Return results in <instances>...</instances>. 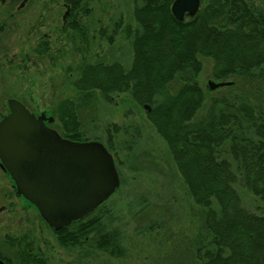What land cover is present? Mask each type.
<instances>
[{"label":"trees","instance_id":"obj_1","mask_svg":"<svg viewBox=\"0 0 264 264\" xmlns=\"http://www.w3.org/2000/svg\"><path fill=\"white\" fill-rule=\"evenodd\" d=\"M173 1L134 0L135 24L124 27L132 47L130 66L84 62L72 86L81 93L80 105L98 90L108 100L113 92H128L138 105L150 106L146 117L198 207L190 264H264V207L249 210L238 190L264 202V9L250 0H200L194 16L177 20ZM64 2L73 14L82 0ZM122 23L118 19L115 30ZM48 48L43 39L35 53L44 55ZM202 59L211 60L214 80L232 83L215 90L202 86ZM174 81L179 85L170 90ZM50 116L47 124L62 137L87 141L74 100H61ZM111 144L108 128V151ZM92 213L57 231L65 245L79 244L95 229L99 218ZM117 234L104 232L98 246L123 254Z\"/></svg>","mask_w":264,"mask_h":264},{"label":"rangeland","instance_id":"obj_2","mask_svg":"<svg viewBox=\"0 0 264 264\" xmlns=\"http://www.w3.org/2000/svg\"><path fill=\"white\" fill-rule=\"evenodd\" d=\"M250 1L264 9V0ZM65 4L64 0H0V115L7 111L9 98L47 116L55 113L61 100H74L84 138L106 145L110 129L109 152L120 183L92 210L99 223L76 245H65L63 234L53 231L37 208L1 213L0 253L18 264L16 241L21 238L22 243L33 240L44 264H190L188 246L199 227L198 207L187 195L167 145L147 119L146 109L128 92H113L108 100L98 90L80 105L81 93L72 86L77 67L84 62L117 61L125 69L130 66L132 47L124 27L135 24V2L82 0L79 9L63 19L68 11ZM118 19L123 23L115 30ZM71 23H79V31L71 28ZM43 39L48 40L49 48L38 55L35 48ZM202 60L198 80L208 88V81L214 80L210 76L212 62ZM178 85L172 82L170 90ZM112 124L120 129L114 131ZM238 190L249 210L264 207V202L249 191ZM113 230L118 233L123 254L113 255L98 246L100 235Z\"/></svg>","mask_w":264,"mask_h":264},{"label":"water","instance_id":"obj_3","mask_svg":"<svg viewBox=\"0 0 264 264\" xmlns=\"http://www.w3.org/2000/svg\"><path fill=\"white\" fill-rule=\"evenodd\" d=\"M200 0H174L171 13L177 20L192 17ZM231 81H208L215 90ZM8 113L0 120L1 166L14 181L17 193L33 204L53 229L78 220L119 186L113 155L96 140L73 141L62 137L46 122L45 113L36 115L21 101L7 100ZM143 107L150 111L148 104ZM0 264H6L0 259Z\"/></svg>","mask_w":264,"mask_h":264},{"label":"flooded vegetation","instance_id":"obj_4","mask_svg":"<svg viewBox=\"0 0 264 264\" xmlns=\"http://www.w3.org/2000/svg\"><path fill=\"white\" fill-rule=\"evenodd\" d=\"M65 6L68 11L63 15V19H65L66 16L70 14L69 6L67 4H65ZM8 111L9 109L7 106V111L0 115V120L8 113ZM35 208L36 207L33 204L26 200L22 195L17 193L14 181L11 179L8 172L1 166L0 161V215L1 213L7 211L11 212L13 210L20 209L33 212ZM51 229L56 231L53 228ZM16 242H18V248L15 252V258L18 264H37L40 257L38 256L37 250H35L33 247V240H27L26 242L22 243L21 238H18ZM9 244H12V240H9ZM0 259L6 264H13V258L10 256H4L0 253Z\"/></svg>","mask_w":264,"mask_h":264}]
</instances>
